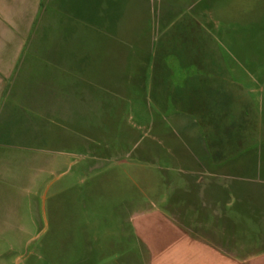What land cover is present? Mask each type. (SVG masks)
I'll return each instance as SVG.
<instances>
[{
  "label": "rangeland",
  "instance_id": "rangeland-1",
  "mask_svg": "<svg viewBox=\"0 0 264 264\" xmlns=\"http://www.w3.org/2000/svg\"><path fill=\"white\" fill-rule=\"evenodd\" d=\"M9 24L0 264H147L132 217L196 204L224 250L264 251V0H30Z\"/></svg>",
  "mask_w": 264,
  "mask_h": 264
},
{
  "label": "crops",
  "instance_id": "crops-1",
  "mask_svg": "<svg viewBox=\"0 0 264 264\" xmlns=\"http://www.w3.org/2000/svg\"><path fill=\"white\" fill-rule=\"evenodd\" d=\"M16 1L20 3L17 7L12 4ZM29 2L30 0H0L2 37H7V40L16 39L15 35H12L13 37L7 35L11 27L9 17L26 15ZM4 64L7 66L3 71L0 70V92L13 76L16 60H5ZM202 207L215 210L216 204L207 202ZM194 208L192 216L186 215L190 209L186 205L180 207L177 216L162 211H152L142 216L135 215L130 221L134 233H129L128 240L135 241L137 245L140 243L147 257V264H264V251L243 257L228 252L213 242L214 239L226 241L233 236L227 231V221L219 216L208 222L206 215L197 216L198 204ZM220 224L223 226L219 227ZM90 256V253L84 255L83 264H88ZM118 261L121 264H136L137 253L130 248L124 253V258Z\"/></svg>",
  "mask_w": 264,
  "mask_h": 264
}]
</instances>
